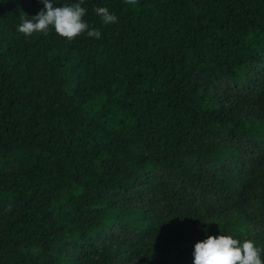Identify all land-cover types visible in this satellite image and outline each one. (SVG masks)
I'll list each match as a JSON object with an SVG mask.
<instances>
[{"label": "trees", "instance_id": "16d2710c", "mask_svg": "<svg viewBox=\"0 0 264 264\" xmlns=\"http://www.w3.org/2000/svg\"><path fill=\"white\" fill-rule=\"evenodd\" d=\"M81 6L99 39L0 0V264H193L219 235L264 261V0Z\"/></svg>", "mask_w": 264, "mask_h": 264}, {"label": "clouds", "instance_id": "9594fccd", "mask_svg": "<svg viewBox=\"0 0 264 264\" xmlns=\"http://www.w3.org/2000/svg\"><path fill=\"white\" fill-rule=\"evenodd\" d=\"M43 4L41 10L32 19L21 17L17 31L25 37L33 33L47 34L51 26L55 33L68 41L74 40L82 33L88 37L99 39L101 32L90 27L83 17L87 9L82 7L83 0L71 5L54 6L52 0H40ZM137 0H126L128 4H135ZM95 13L101 17L102 23L113 24L117 17L111 14L106 7H96ZM193 264H264L260 258V249L254 242L245 240L243 243L229 235L209 236L203 242L194 245Z\"/></svg>", "mask_w": 264, "mask_h": 264}, {"label": "rangeland", "instance_id": "374dc122", "mask_svg": "<svg viewBox=\"0 0 264 264\" xmlns=\"http://www.w3.org/2000/svg\"><path fill=\"white\" fill-rule=\"evenodd\" d=\"M200 78H202L200 75H193V79L197 82L200 80ZM127 262H128V264H135L136 259L134 256H128Z\"/></svg>", "mask_w": 264, "mask_h": 264}]
</instances>
